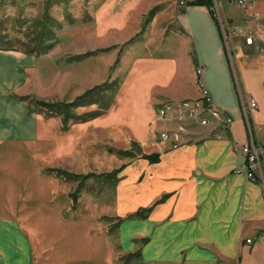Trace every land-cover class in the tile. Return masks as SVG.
Listing matches in <instances>:
<instances>
[{
  "label": "crops",
  "instance_id": "crops-1",
  "mask_svg": "<svg viewBox=\"0 0 264 264\" xmlns=\"http://www.w3.org/2000/svg\"><path fill=\"white\" fill-rule=\"evenodd\" d=\"M144 1L103 0L92 17L94 36L106 37L112 27L125 39L135 36ZM174 1L154 3L164 7L149 30L153 49L138 64L134 100L122 105L117 117L118 124L130 118L132 138L149 152L145 155H158V160L140 157L124 164L112 198L83 193L73 201L77 205L64 204L63 181L42 165L70 156L81 141H89L100 121L64 127L62 116L29 112L18 98L28 93L39 60L52 52L31 56L0 49V264H123L116 246L119 257L138 252L145 263L264 264V187L235 172L244 164L235 149L247 143L242 106L247 108L249 99L257 106L250 122L264 143V17L247 23L243 10L223 0L224 15L254 38L252 45L238 37L225 46L206 7L177 10ZM168 34L177 46L173 55L160 57ZM198 66L213 104L232 124L222 139L172 149L171 143L159 142L158 133L175 123L160 120L156 108L167 99H198ZM73 85L69 92H77ZM63 87L61 98L44 102L64 99ZM191 132L196 137L188 140L199 138L202 130ZM85 201L87 209L80 205ZM142 209L149 210L144 217L128 218ZM103 218L117 223L113 231Z\"/></svg>",
  "mask_w": 264,
  "mask_h": 264
},
{
  "label": "rangeland",
  "instance_id": "rangeland-1",
  "mask_svg": "<svg viewBox=\"0 0 264 264\" xmlns=\"http://www.w3.org/2000/svg\"><path fill=\"white\" fill-rule=\"evenodd\" d=\"M157 1H144L141 30L135 36L125 39L126 35H123V31L114 32L113 30L116 29L114 27L106 37L94 36L95 20L92 17L100 9L99 6L103 0H99V2L97 0H0L1 45L6 46L9 43L7 41H11L13 46L27 50L34 46L31 41L34 34L43 28V24L45 29H49L54 35V46L47 54L52 53L41 58L35 70L30 74L26 90L28 93L19 98L17 95V98L26 104L27 110L31 113L41 110L31 102V98L39 101H46L47 98L53 99L52 96L61 98L59 89L62 85H64L63 89H66V97L49 103H71L91 91L84 100L85 105L73 110V113L81 118L77 121H70L68 125L85 123L87 120L98 118L100 122L97 127L99 128H96L95 134H90L89 141H81L77 149L70 152V156L54 161L50 165H42L43 171L57 176L63 181L65 205L68 203V205L70 203L74 206L77 205L73 202L71 195L80 184L79 181H74L66 175H91V178L83 184L84 187L79 193L80 197L83 193H87L86 196L104 194L106 197L112 198L117 175L114 180L109 182H105L98 176L115 172L132 159L145 155L144 150L132 138L128 128L130 118H123L126 123L118 124L117 117L119 111L122 110L121 106L125 103L128 104L131 98L134 100L138 64L142 65L141 58L147 57V53H151L153 49L148 43V41H153L149 30L154 24L152 22L156 14L158 15L159 10L164 7L163 5L156 7L154 3ZM176 1L174 4L178 10ZM253 12L255 18L264 17V0H256ZM139 18L138 15L135 16V19L132 18V21H136L135 26ZM132 31L135 32L134 30L130 32ZM124 40L126 41L123 42ZM175 42L176 39L174 41L172 35L168 34L157 55L160 57L173 55L177 46ZM71 83L74 84L73 88L79 87L77 92L75 89L69 92ZM103 84H106L105 87L95 95V89ZM94 95L95 97H93ZM34 96H39L40 99ZM184 101L164 100L156 108V114L162 103ZM169 130L171 129L163 131ZM159 133L158 140L162 143ZM145 151V153H149L147 150ZM85 203L87 202L80 203V205L84 204L85 207ZM87 207L88 205L85 209ZM109 208L105 209L107 214L110 213ZM92 211L93 207H90L85 212L88 216ZM103 219L109 223L110 231H113V227L117 223L112 225L114 223L112 219ZM115 252L118 256L117 259L123 264H154L142 262L136 257L138 252L119 257L120 251L117 246ZM181 264H214V262H182Z\"/></svg>",
  "mask_w": 264,
  "mask_h": 264
},
{
  "label": "built area",
  "instance_id": "built-area-1",
  "mask_svg": "<svg viewBox=\"0 0 264 264\" xmlns=\"http://www.w3.org/2000/svg\"><path fill=\"white\" fill-rule=\"evenodd\" d=\"M223 0H212L208 8L213 19L216 21L222 42L228 46V42L234 38H244L246 45H252L254 38L251 32L235 26V24L224 15ZM233 7L244 11L247 23L253 22L255 16L253 10L256 7V0H227ZM188 0H177L176 6L179 9L185 8ZM197 87L200 95L198 99L185 100L184 102L162 103L158 108L157 116L160 120L173 121L174 127L169 131L159 133L162 142L170 141L172 149H177L188 142L197 143L203 139H222L229 132L232 119L217 108L204 86L202 78L203 67L196 69ZM247 108L242 106V113L247 128V143L238 146L235 150L244 157L243 167H238L236 173L244 175L248 180L259 182L264 187V175L262 164L264 162V143L257 138L254 124L250 122L251 112L257 108L253 99L247 101ZM195 127L201 128L202 133L193 140H188L195 136L191 130ZM186 140V142H184ZM247 243L250 240L246 241Z\"/></svg>",
  "mask_w": 264,
  "mask_h": 264
},
{
  "label": "trees",
  "instance_id": "trees-1",
  "mask_svg": "<svg viewBox=\"0 0 264 264\" xmlns=\"http://www.w3.org/2000/svg\"><path fill=\"white\" fill-rule=\"evenodd\" d=\"M212 4V0H192L187 2L188 6H202L209 8ZM43 28H41L40 31H37L36 34H34L33 40L31 41L32 44H34L33 47L29 49H20L18 47H15L12 45L11 41H7L6 37L5 40L9 42L6 46L0 44V49L5 50V51H22L23 53L31 56H42L47 54L52 47L54 46V35L52 31L49 29H45L44 24L42 25ZM106 84L101 85L100 87H97L95 89V95L99 93V91L105 87ZM98 91V92H97ZM91 91L85 93L83 96L78 97L71 103L63 104V103H49V102H44V101H39L31 98V102L34 103V105L38 108H40L42 112L47 113V115L50 116H62L63 117V125L66 127L70 121H77L79 116L75 115L73 113L74 108L84 106V100L87 98V95H89ZM95 95L93 97H95ZM25 100V98H23ZM143 158L147 159L149 162H156L158 160V155H144L142 156ZM119 170L115 172H111L108 174H101L98 177L103 178L105 182H109L111 180H114L116 175L118 174ZM59 173V172H58ZM65 175V174H63ZM70 179H73L74 181H79V187L75 190V192L71 195V198L76 202L78 199V195L81 191V189L84 187L83 184H85L86 180L91 178V175H84V176H76V175H66ZM95 177V175H92ZM149 210H139L134 214H131L128 216L129 219L132 218H142L144 217L145 213H147ZM116 226V225H115Z\"/></svg>",
  "mask_w": 264,
  "mask_h": 264
}]
</instances>
